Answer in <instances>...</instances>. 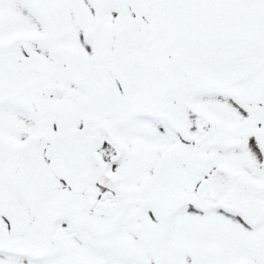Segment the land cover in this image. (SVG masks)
<instances>
[{
  "label": "snow or ice",
  "instance_id": "snow-or-ice-1",
  "mask_svg": "<svg viewBox=\"0 0 264 264\" xmlns=\"http://www.w3.org/2000/svg\"><path fill=\"white\" fill-rule=\"evenodd\" d=\"M0 264H264V0H0Z\"/></svg>",
  "mask_w": 264,
  "mask_h": 264
}]
</instances>
